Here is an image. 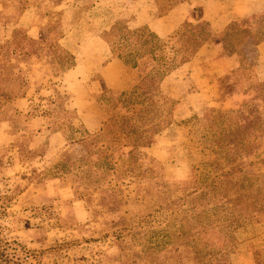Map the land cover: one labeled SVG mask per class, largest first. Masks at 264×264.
Listing matches in <instances>:
<instances>
[{"label": "rangeland", "instance_id": "1", "mask_svg": "<svg viewBox=\"0 0 264 264\" xmlns=\"http://www.w3.org/2000/svg\"><path fill=\"white\" fill-rule=\"evenodd\" d=\"M79 6L69 9L70 23L80 16ZM19 8L16 1L0 0V35L6 25L13 24ZM64 27L59 19L51 18L40 27V39L18 27L11 28L9 38H0V126L13 135L12 142L0 146V239L15 240L35 253L37 262L33 264H197L198 256L193 254L197 248L222 246L223 237L217 226H207L184 239L192 246L184 247L183 239H179V244L171 246L159 243L157 250L153 231L163 234L167 219L181 207L175 205L180 201L177 197L196 188L194 166L202 169L199 180L210 176L207 164L215 163L223 152L215 147L221 140L229 162L213 173L224 181L221 197L217 196L214 203L223 204L234 215L244 214L246 220L259 219L264 213V109L259 108L257 100L252 101L254 91L247 82H239L238 78L247 79L248 71L243 77H239L240 72L235 74L234 81L226 76L219 78L216 103L200 115L176 121L175 100H154L157 110L153 112L151 106L139 124L145 125L147 118L156 115L157 120H163V130L151 136L148 132L150 143L140 148L142 155L132 157L131 174L121 172L118 159L130 147H120L114 141L104 144L113 151L104 170L98 168L103 170V180L98 183L82 180L81 165L75 162L67 173L53 168L61 160L72 161L84 155V144L79 141L66 140L68 145L48 168L40 164L29 171L24 165L10 171L5 164L12 156L8 151L13 150L18 159H41L49 133L67 134L71 125L78 130L74 134L77 140L84 130L97 133L108 117V124L113 126L106 124L105 130L113 131L119 117L126 114L117 92L104 89L95 95L96 106L86 108L83 117L91 131L86 130L59 82L70 60L57 43ZM172 45V39L158 44L157 61L171 56ZM134 60L137 68L132 72L137 76H142L152 64L146 53ZM104 133L98 144L108 141ZM39 137L41 142L32 148ZM165 141L168 158L160 161L156 157L162 148H155L154 156L148 147ZM176 170L186 174L176 177L181 175L174 174ZM53 174L58 176L60 185L70 188L71 200H62L57 189H47L46 182L42 183ZM234 197L241 198L238 204H234ZM72 201L82 204L73 208ZM230 240L232 246L234 237ZM13 247L21 255L20 248Z\"/></svg>", "mask_w": 264, "mask_h": 264}, {"label": "crops", "instance_id": "2", "mask_svg": "<svg viewBox=\"0 0 264 264\" xmlns=\"http://www.w3.org/2000/svg\"><path fill=\"white\" fill-rule=\"evenodd\" d=\"M12 1H16L20 8L13 18V24L6 25V30L1 31L2 39L9 38L14 27L40 39V27L51 18L59 19L65 25L57 43L71 57L72 64L62 72L59 82L69 94L74 113L82 120L86 130L91 131L83 117L86 108L94 104L95 95L104 89L114 92L129 90L136 81L132 70L112 55L107 43L90 27L88 19L70 23L68 11L73 8L74 0ZM263 11L264 0H97L88 14L97 16L95 25L118 17L125 20L128 29L144 27L160 39L169 38L185 22L205 26L206 38L194 54L168 72L158 84L162 96L176 101L173 117L179 121L200 115L216 103L218 79L240 67L241 60L236 52L220 54L219 42L228 25L234 21L256 18ZM238 48L246 62L253 65L254 77L258 81L264 80V40L256 42L251 36H246ZM12 138L13 135L0 126V146H7ZM38 142H41L40 137L31 147L34 148ZM67 145L62 133L53 131L46 137L41 159L31 156L18 159L12 150L8 151L12 156L5 164L12 172L24 165L29 171L37 169L40 164L48 168ZM155 148H162L156 158L165 161L168 158V142L151 144L148 149H152L154 156ZM175 173L186 174L180 170ZM43 182H46L47 189H57L62 200L72 199L70 188L60 185L58 178L48 176ZM71 203L72 206L82 204L81 201ZM235 236L232 264H254L259 259L264 260V213L259 219L239 228Z\"/></svg>", "mask_w": 264, "mask_h": 264}, {"label": "trees", "instance_id": "3", "mask_svg": "<svg viewBox=\"0 0 264 264\" xmlns=\"http://www.w3.org/2000/svg\"><path fill=\"white\" fill-rule=\"evenodd\" d=\"M96 1L97 0H87L84 3L83 0H74L73 7H77L78 4L80 5L77 8V13H80V16H78L76 20L83 19L86 21V19H88L90 27L107 43L112 55L118 58L124 65L130 68V70H135L137 68L134 59L141 56L143 53L148 55L149 59L152 60V64L142 76H137L134 73L136 81L129 90L117 92L118 97H121L120 103L126 114L119 117L120 120H118V124H116V128H114L113 131L105 130L107 127L106 124H108V117L97 133L90 134L84 130L82 131L81 138L77 140H74L76 139L74 134L77 133L78 130L74 129L71 125L67 128V134L62 133L65 140L83 142L85 152L84 155L79 156L75 160H61L56 163L53 168L59 171V173H67L71 164L75 162L81 165V167H79L81 179L86 182L92 179L91 181L94 183L103 180V176L101 177L100 175L104 170L103 167L106 166V161L111 158L113 149L104 145L107 142L112 143L114 141L116 143L118 142V146L120 147H130V149L125 152V155H121L122 158L118 155L120 156L118 159L121 162V172L133 173V170H131L134 164L132 157L135 159V156L142 155L140 148L145 147L143 144L148 145L150 143V138L148 142V132L151 136L163 130V128H161L162 126H160L163 120H157L156 115H151V117L147 118V123H145V125L139 124V122L145 119V114L149 112L151 106L154 109L153 112L157 110L154 100L155 102L157 100L159 103H161L163 99L172 100L160 94L158 90L160 80L172 69L187 61L206 38L205 26L201 23L191 24L185 22L167 39L158 38L144 27L130 30L126 27L125 20L118 17L114 19L108 18L103 21V23L97 22L95 25L94 22H96L97 16L92 13L88 14V10ZM263 24L264 11L256 18L234 21L228 25L219 42L220 54L224 55L236 52L241 60L240 67L226 75V77L234 81L235 76L239 72V77H243L245 72L248 71L247 79L241 80L242 78H238L239 82H247L246 85H249L250 90L254 91V96L251 97L252 101L257 100L259 102V108L262 109H264V99H262L264 96V80L258 81L254 77L253 65L246 62L242 53L240 55L238 47L242 39L246 36H251L256 42L264 40ZM200 25L201 27H199ZM171 39L173 40L171 56L163 55L166 60L157 61L160 57V55L155 53V50H158V44ZM69 59L65 69L72 64L70 56ZM135 105L139 107L136 108ZM251 110H253L252 112H256L253 106H251ZM109 126L113 125L110 124ZM103 133L106 135L108 141L98 144V141H101V137L103 138ZM120 140L123 142L122 144H119ZM86 141L88 142L87 144ZM223 146L222 140L215 144V147L219 150H223V152L220 153L221 155L216 159L215 163L210 162L207 164L210 168L207 169V171L210 172V176L202 177L201 180H199L202 169L198 166L192 168L196 175V188L191 191H186L182 197H177V200L179 199L180 201L175 205L181 207L177 210L176 215H171L167 219L165 223V226L167 225V230L161 235L158 234L157 230L153 231L155 250H157V245H159V243L171 246L174 243L179 244V239H183L182 244L184 247L192 246L184 239L188 238L193 233L198 234V232L207 228V226L214 225L221 231L223 237L222 246L218 249L197 248L193 252V254L198 256L196 263L232 264L231 254L236 249L235 233L239 228L253 221L246 220L244 214L234 215L228 212L227 207L223 204L214 203L217 196L221 197L219 191L223 189L224 181L219 179V177H214L213 173L220 171L221 168L224 165L227 166L229 162L225 149H222ZM102 152H104V154H102ZM91 155L93 156L91 157ZM189 164H187V167ZM217 166H219L218 169ZM98 168L103 170L98 171ZM96 171L99 173H96ZM53 175L54 176L51 177H58L56 174ZM202 179H205V181H202ZM80 188L84 189L83 186ZM169 191L174 192L171 190ZM240 199V197H234V200H236L234 204H238L236 202ZM180 220L182 221L179 223L178 221ZM158 236H160L159 239H157ZM231 236L234 237V244H232V246L230 240ZM13 246H18L20 248L21 255L13 251ZM7 249H12V252L5 253L4 251ZM253 254L255 258V253ZM218 257H220V260ZM35 258V253L29 252L28 249H25V247L15 240L7 241L5 239H0V264H33V261L37 262ZM259 260L260 261H256V263L254 262V264H264V260Z\"/></svg>", "mask_w": 264, "mask_h": 264}]
</instances>
